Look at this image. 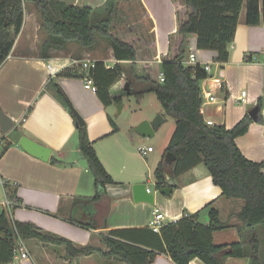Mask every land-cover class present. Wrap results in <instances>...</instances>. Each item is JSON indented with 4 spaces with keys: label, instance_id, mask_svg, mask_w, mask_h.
Returning a JSON list of instances; mask_svg holds the SVG:
<instances>
[{
    "label": "crops",
    "instance_id": "obj_1",
    "mask_svg": "<svg viewBox=\"0 0 264 264\" xmlns=\"http://www.w3.org/2000/svg\"><path fill=\"white\" fill-rule=\"evenodd\" d=\"M61 1L91 7H99L106 2ZM26 7L25 5V9ZM183 7L182 0H122L117 5L114 27L117 23L116 17L121 16V26H134L147 37L145 42L138 44V51L143 59L134 65L137 73L152 74L154 72L151 68L154 65L161 70V56L168 53L170 39L177 36L178 12ZM245 9L244 4L234 40L229 47L230 58L226 63L222 65L217 61L216 50L199 49L195 34L188 36L184 54L186 56L193 51L198 63L203 66L210 65L211 76L201 81L202 113L206 121L224 124L227 128L234 127L257 105H261L260 116L264 119V21L256 25L247 24ZM40 27L37 14L25 10L22 30L15 39L10 55L0 67V109L12 117L17 129L52 149L47 161L30 154L18 143L8 139L0 122V139L9 143L0 154V175L11 181L7 191L19 200V205L12 210V214L6 211L9 218L34 223L45 232L70 239L77 247L93 245L107 251L102 235L114 229H151L149 222L155 208L164 213V224L180 219L186 212H199V221L208 224L209 210L214 207L226 226L214 232V242L218 240L216 244H225L238 241V228L241 223L236 214L243 202L223 196L222 189L214 184L203 163L176 178L168 175L170 194L160 192L154 175L155 169L165 158L166 146L158 154L154 148L147 155H143L146 156L145 163L151 169L152 178L145 181L140 172L129 170L133 167L131 158L135 153L129 147V140L133 141L135 136L129 138L125 131L123 132L126 135L122 134L121 126L115 120L118 128L114 129L109 106L102 101L97 91L85 86V78L88 76L86 71L89 69L71 61L73 58H84L92 62L104 61L108 68L114 67L117 60L108 41L99 38L92 49L79 50L77 45H70V48L79 50L76 53L69 47L53 48L49 57L43 58ZM118 34L127 35L124 31ZM141 44L144 46L145 55L139 48ZM246 56L252 61L247 62ZM50 65L54 66V72L50 70ZM130 65L129 62L126 67ZM71 72L82 76L68 75ZM125 74L112 86V95H116L114 87L125 81ZM50 80L62 87L74 110L84 119L89 139L115 181L106 185L104 196L97 202L76 203L77 200L80 201L79 198H88L95 194L94 177L79 149L75 117L48 87ZM243 90L247 91V95L241 100ZM210 95L215 97L213 101L210 100ZM259 99H263L262 104H258ZM162 116L165 118L163 114ZM173 126L175 127V121ZM173 130L174 128L171 133ZM236 143L250 160L264 161V122L254 120L248 132L236 138ZM53 156L60 159L61 163H52ZM121 173H124L123 176ZM140 182L146 183L150 193L154 194V204L134 199L132 186ZM3 211L2 209L1 212ZM76 221L89 222L92 227L83 226ZM130 232L126 234L132 238L150 241L149 244L153 247L162 245L160 239L153 238L146 231ZM24 241L30 256L21 258L20 255H15L11 264H125L116 258L103 257L98 253L73 258L67 255L64 245L56 247L55 244L36 238ZM28 242H31L30 245ZM244 260L249 264V257H229L225 264H244ZM148 264L176 263L169 255L160 252ZM191 264L206 263L200 258H194Z\"/></svg>",
    "mask_w": 264,
    "mask_h": 264
},
{
    "label": "trees",
    "instance_id": "obj_2",
    "mask_svg": "<svg viewBox=\"0 0 264 264\" xmlns=\"http://www.w3.org/2000/svg\"><path fill=\"white\" fill-rule=\"evenodd\" d=\"M120 1L106 0L99 7H91L61 0H0V67L10 55L15 39L22 30L27 3H33L40 13L45 33L41 43L43 58H48L53 48L67 49L75 44L80 49H92L99 38L106 39L117 63L108 68L104 61H96L95 66L86 71L94 79L102 101L109 106L121 102L122 95L136 92L138 99H141L147 92L153 91L164 114L175 121L164 157L171 152L177 158L172 165L166 164L164 159L159 163L154 172L157 187H168V175L176 178L203 163L214 184L222 189L223 196L243 201L236 214L241 223L238 228L240 239L225 244L214 242V232L226 227L214 207L209 210L208 224L199 221V212H186L180 219L164 224L160 233L148 228L111 230L102 235L107 251L93 245L77 247L70 239L45 232L34 223L12 221L3 211L0 213V264H11L14 259L17 243L14 226L22 239L36 238L46 243L64 245L67 255L73 258L98 253L125 264H148L163 252L176 264H191L194 258H200L206 264H225L229 257H249V264H264V161L250 160L236 143V138L247 133L254 120L246 113L232 128L224 124H209L202 113L201 81L211 75L200 63L187 64L184 61L188 36L195 34L199 49L216 50L217 61L222 65L226 63L244 4L246 23L256 25L264 21V0H182L184 7L178 12L177 36L170 39L168 53L161 56L163 82L159 81L158 76L135 71L134 65L143 59L138 44L145 42L147 37L134 26L128 27L125 36L114 31V12ZM246 61L251 62L252 59L246 56ZM129 62L131 65L126 67ZM124 73L131 91L128 93L123 87L121 95L114 96L111 88ZM68 75L82 76L77 72ZM139 85L143 89L135 90ZM48 87L70 109L77 121L71 101L62 87L53 80H50ZM262 103L263 99H259L258 104ZM110 120L117 129L115 121L111 117ZM257 121L264 122V119L259 116ZM77 134L80 152L94 177L95 194L79 198L80 201L76 203L97 202L104 196L106 185L115 181L90 141L86 125L77 126ZM8 144L6 142L5 148ZM51 162L61 163V160L53 156ZM76 222L92 227L86 221ZM130 231H146L153 238L160 239L162 245L153 247L150 241L132 238L126 234Z\"/></svg>",
    "mask_w": 264,
    "mask_h": 264
},
{
    "label": "rangeland",
    "instance_id": "obj_3",
    "mask_svg": "<svg viewBox=\"0 0 264 264\" xmlns=\"http://www.w3.org/2000/svg\"><path fill=\"white\" fill-rule=\"evenodd\" d=\"M26 12H35L37 14L38 22L41 24L39 35H40V44L42 43V38L45 36L43 27H42V20L40 19V13L36 6L33 3H27L26 4ZM246 10V9H245ZM117 23L115 24L114 30L118 32H126L128 34V27L121 26L123 17L117 16L116 17ZM127 29V30H126ZM109 44V42H108ZM139 48L141 49V53L145 55L144 46L141 44L139 45ZM71 50H75V53L77 50L75 48H70ZM80 50V48H79ZM78 50V51H79ZM153 75H157L161 72L159 66L154 65L152 68ZM154 75V76H155ZM125 82L122 84H117L113 91L116 94L121 95V89L124 87ZM143 89L142 85H139V87L135 88V90H141ZM121 107V108H119ZM111 116L113 117V120L116 121V123L121 126V132L122 134L129 136H135L133 141L129 140V147L132 148V150L135 152L131 158L132 160V169L129 170H137V172H140L141 175H144L143 180L147 181L148 178H152V172L150 167L145 163L146 156H143L139 150V146H149L152 145L153 148L156 149V153L158 154L163 146H167L169 138H171V131L172 128H174V119L171 116H168L164 114V110L162 108V105L160 101L158 100L156 94L154 92H149L141 99H138L136 92L131 94L122 95V100L119 103H112L109 105L108 108ZM164 115L165 122H163L159 127L155 129V133L152 136H142L137 132V126L144 120L152 121L154 120L158 115ZM125 131V132H123ZM127 137V136H126ZM137 138V139H136ZM163 152V151H162ZM123 161V158H122ZM119 168V165H117ZM124 173H121V176H123ZM92 175V173H91ZM93 176V175H92ZM151 184V183H149ZM243 202V201H242ZM2 208L0 207V212ZM216 243L219 242L218 240L215 241ZM29 245L31 242H28ZM58 247V245H56ZM247 264V260H244Z\"/></svg>",
    "mask_w": 264,
    "mask_h": 264
},
{
    "label": "water",
    "instance_id": "obj_4",
    "mask_svg": "<svg viewBox=\"0 0 264 264\" xmlns=\"http://www.w3.org/2000/svg\"><path fill=\"white\" fill-rule=\"evenodd\" d=\"M124 89L130 93L131 88L130 84L127 82L124 85ZM121 108V107H119ZM261 105L253 107L249 114L254 120H258L260 116ZM74 113L77 116L76 126L85 125L84 119L74 110ZM164 117L158 115L154 120H144L137 126V131L144 136H152L155 133V128L159 127L164 122ZM0 122L2 124L3 133L6 134L8 139L14 143H18L22 148L28 151L30 154L42 159L49 160L52 149L37 142L31 137L24 134L22 131L16 128L15 121L7 113L0 109ZM177 156L171 152H167L164 158V162L168 165H172L176 160ZM134 199L136 201H146L151 204L155 203V197L153 193L148 192L147 184L144 182L135 183L132 186ZM162 194H170L171 188L164 187L160 189Z\"/></svg>",
    "mask_w": 264,
    "mask_h": 264
},
{
    "label": "built area",
    "instance_id": "obj_5",
    "mask_svg": "<svg viewBox=\"0 0 264 264\" xmlns=\"http://www.w3.org/2000/svg\"><path fill=\"white\" fill-rule=\"evenodd\" d=\"M73 64H80L82 65L84 68H92L95 66V62H92L91 60L88 59H84V58H73L72 60ZM184 61L187 64H196L197 63V57H196V53L191 51L188 53V55L184 56ZM50 70L52 72H54V66H49ZM204 68L210 72L211 71V67L210 65H204ZM158 79L160 82L164 81V76L163 73L160 72L158 75ZM126 83V81H124ZM85 86L89 89H91L92 91L96 92L97 91V85L94 82L93 78L90 76H87L85 78ZM247 95V91L243 90L241 93V100H244L245 97ZM210 100L213 101L215 99V97H213L212 95L209 96ZM209 124H213L212 121H207ZM6 145V141L4 139H0V154L2 153V151L4 150ZM153 147L152 146H139L138 150L142 155H147L149 152L153 151ZM11 181L5 179L4 177H2L0 175V207L6 212L9 211L10 214H12V210L19 205V200L16 196H12L9 195L8 191H7V186ZM148 192H150V189L148 188ZM12 220V219H11ZM14 221V220H12ZM165 222V216L164 213H162L160 211L159 208H155L153 211V217L151 218L150 222H149V227L155 231V232H160L162 226L164 225ZM15 231H16V235H17V243L15 246V255H20L21 258H28L30 255L28 253V250L26 248V244L24 239H22L16 229V227L14 226Z\"/></svg>",
    "mask_w": 264,
    "mask_h": 264
}]
</instances>
